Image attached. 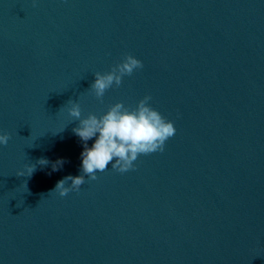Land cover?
<instances>
[{"label": "water", "instance_id": "1", "mask_svg": "<svg viewBox=\"0 0 264 264\" xmlns=\"http://www.w3.org/2000/svg\"><path fill=\"white\" fill-rule=\"evenodd\" d=\"M126 55L143 67L98 99ZM146 95L164 150L49 193L81 174L66 102ZM0 134V264H264V0H0Z\"/></svg>", "mask_w": 264, "mask_h": 264}, {"label": "clouds", "instance_id": "2", "mask_svg": "<svg viewBox=\"0 0 264 264\" xmlns=\"http://www.w3.org/2000/svg\"><path fill=\"white\" fill-rule=\"evenodd\" d=\"M142 67L140 60L126 55L111 71L103 74L96 72L90 88L98 99H102L113 85H121L124 76H131ZM151 99L150 95H146L132 110L122 102H117L102 116L89 114L86 118H82L79 103L68 100L66 103H71L68 108L69 116L73 118L72 121H79V125L72 131L83 142L81 174L64 177L49 193L58 191L61 196H65L72 190H79L85 183V176L95 180L96 173L105 171L109 165L112 169L124 173L134 170V161L140 155L162 152L166 141L175 135L176 128L172 121L151 107ZM93 138L94 143L89 147L87 142ZM9 139L8 134H0V145L6 146ZM39 162L42 165L49 163L47 159H40ZM64 162H54L53 170L62 167ZM34 170L35 167H28V176H31ZM17 176H24V172H18ZM68 182L71 183L66 186Z\"/></svg>", "mask_w": 264, "mask_h": 264}]
</instances>
